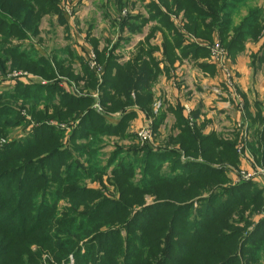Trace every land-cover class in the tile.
<instances>
[{"label":"rangeland","instance_id":"rangeland-1","mask_svg":"<svg viewBox=\"0 0 264 264\" xmlns=\"http://www.w3.org/2000/svg\"><path fill=\"white\" fill-rule=\"evenodd\" d=\"M212 3V7H209L203 0H63L61 10L63 11L64 23L60 21L57 16H43L39 24L37 35L33 36L28 33L29 36L27 40L23 39L22 41H17V39H12L11 42L15 45H19V49L23 52L30 53L34 49L38 55L44 56L49 60H51L53 52L58 50V53H60L59 50L67 48L66 46L72 47L71 49H73L75 54H77V51L85 55V58L86 55L92 52L95 66L94 68H91L88 64L87 66L88 69L94 72L97 84L104 79L102 77L103 67L101 66L102 64L99 65L96 61L97 56L92 46H88L91 41L90 39H95L99 47L98 49H106L105 52L107 53L112 49V45L119 39V46L116 48V51L114 50V55H116V63L121 64L128 60L123 59L124 52L121 51V49L125 50V56L126 53L127 56L128 53L131 54L133 51L135 53L140 46H138V44L143 42L145 38H149L147 42H149L152 47H155V49L149 47L148 51L159 60L161 58V53H163V37L165 38L168 37V35L174 34L177 35L178 32L182 37L181 47L187 45L202 46V44L209 46V55L206 60L211 65L213 63V65L219 68L218 71L221 72L224 81V83L222 81L221 84L223 86L225 84L230 92H232L237 86V74L229 65L228 61L231 60V57L228 56L227 48H238L240 46L239 41H242L241 46H243L244 49L241 52H255L263 49L264 0H212ZM200 11H202V18L196 23L193 19L191 20L189 18L198 15ZM135 14L139 19L143 17L146 20V23H141L142 26L139 30L132 33L127 30V26H119L128 15L135 17ZM130 23H135L136 25L140 24L139 20H131ZM194 26H196V29H213L210 38L207 40L196 37L188 30L192 29ZM112 29H116L117 33L114 34L111 31ZM119 29L123 30L120 31ZM166 30L169 32L171 31V34H168ZM238 30L239 32L237 33ZM139 38H143V40ZM201 40H203V42H200ZM132 42L138 43L133 45V50L130 51V47H125L130 46L129 44ZM107 45L108 47H106ZM216 45H218L225 56L220 66L212 60ZM263 52L264 50L260 54ZM253 54L254 53H251L250 55ZM63 56L67 57L66 54H63ZM128 58H130V56H128ZM65 59L67 60L68 58ZM145 59H147V57H145ZM6 64L7 67L5 71L0 72V115L2 116L0 119H11L13 121L21 119L22 125L15 126V124H13L14 126H10L8 130H0V150L3 148L5 149L8 145L21 146V142L30 138L38 125L29 111H27L29 104L34 103L36 100L23 102L22 99L12 96L15 93L17 94V90L22 93V89H26V87L32 88L37 95L38 91L35 86H46L49 83L47 79H43L33 72L23 69H9L10 63L8 62ZM191 65L193 66L192 63ZM73 68L74 73L81 75L82 79L79 82H74L73 80L62 78L63 76L59 75L60 77L58 78L60 81L58 83V88L61 92L63 91L67 94L69 93L76 96L92 97L93 100L90 103L92 105L91 109L94 110L96 115L102 116L105 123L110 125H119L122 117L125 115L127 116L125 125L122 128L123 130L119 132L120 134L113 135L112 132H108L111 134L99 136L101 145L97 147L95 157L93 158L90 156L89 158L90 160L98 161V167L101 169H104L103 166H105V172L102 174L101 178L100 175L94 178L95 180H92L93 178L90 179L91 177L88 176L83 178L84 180H82L83 182L81 181L82 184L79 186L87 190V193L80 195L77 193L71 194V196L80 198L82 201L87 197L89 199L92 198V200H89V204L102 199L105 205L99 212L109 211V213H113V208H115L120 215L130 217L133 216V213H137L142 209H147L142 212V214L138 215L137 219H132L134 222L131 229L137 230L134 232L135 234L132 237V242L129 244L130 251L129 257L126 259V264H189L192 259H196L192 256L193 249H200L203 257L211 259V257L213 258L216 255L212 249L217 250L221 246L226 247L227 244L229 246L226 251L229 255L225 258L226 260H222L228 261L226 264H264V245L262 243L264 242V166L258 161L257 155L253 151V149L259 148L256 139L259 140L261 146V133L264 134V109L261 114L262 118H256L257 125L253 129L254 133L252 130L250 132L247 124L244 123L243 125L242 123H237L240 121L237 120V118L240 117L238 114L239 110L234 111L235 118L233 120L235 121H232V123L226 118L229 116L230 112L223 115L222 111L217 109L210 110L213 112L210 113L211 118H209V120L211 125L208 126V128L202 127V123H196L195 120L188 115V124L191 128L196 127L205 135H209L213 132L217 138L234 142L235 152L238 156L237 163H231L226 160L207 161L199 154L196 156L184 155L182 149L178 148V144L174 141L172 142L173 144H171L169 137L171 136L173 140L179 133L180 128L176 126L173 120V116L175 117L174 113L170 118L166 119L167 117H164L163 119V113L165 114L163 111V100L164 103L167 99L172 100V95H168L167 90L163 93V86H165V84H163V63L159 64V69H162V71L157 75L150 87V91L153 95L152 114H148L139 107L137 96L135 92L132 91L129 97L130 102H132L131 106L125 105V107L119 110H108L110 103L108 102L106 105L101 104V97H99V94L102 93L101 90L98 89V86L96 85L95 89L86 87V75H82L81 65L75 62ZM15 72L19 73L13 76L12 74ZM225 72L228 74L227 78L231 82V85L227 84ZM192 83L193 86L197 84L194 82ZM172 84H180V81L172 78ZM21 86L23 87L21 88ZM29 88L28 90L32 92ZM43 93L49 94L48 90H46V92L43 91ZM211 93V91L208 92V94ZM166 94L168 96H166ZM39 104L40 108H43L44 103L40 101ZM11 112H14L15 115L6 116L12 115ZM46 123L49 125H56V127H60L61 130H64L63 136L59 139L63 147L62 150L66 149L72 159H76L79 165H86L87 162L83 161H85L87 156H78L72 147L73 145L85 144L87 139L84 141L79 138L69 144L68 138L72 127L65 123H56L53 118L46 121ZM212 129L214 131H211ZM140 130L147 131L148 135L146 138L138 134ZM92 139V135L89 134L88 141ZM251 140L253 144L250 143ZM117 148H119V152H115ZM145 149H149L150 157L155 156L158 160V162L150 168L153 174H162V172L164 174L165 171H167L169 175L174 172L181 173V169L178 166L176 167L173 165L172 170H169L170 165L175 159L178 160V164H198L206 161L209 162L208 164L211 167L217 169L219 172L215 185L218 186V192H222L223 190L222 193L218 194L217 198L243 204L242 206L239 205L233 208L230 211V215L225 217L227 220V225L223 227L226 232L225 235H232L235 238L226 240V238L212 237L210 240H203L210 233L209 221L212 219L211 215L215 211V209H211V212L205 211L204 214L205 204L212 196L209 193L211 190H204L199 196L195 194L191 197V200L180 204L184 207L187 205L186 207H190V210L187 208L183 211L179 210V212L173 213L170 217H173L175 221L169 220V217L166 219V215H163L164 223L163 226L158 228L157 231L159 232L153 231L152 233L145 234V232L139 231L151 221L155 223V221L159 219L161 213H165L166 211L170 213L172 208L166 210L167 208L163 204L165 200L154 192L145 191L142 193L140 199L135 200L130 194V191L125 192L120 188V185L114 184V176L111 174L108 161L114 153H117L115 163H117L121 157L128 158L132 156L128 161H131L133 158L136 159V157L141 158L133 172L135 177L133 181L135 183L141 176L139 168L143 163V156L145 155L143 150ZM123 151L127 153L121 154ZM165 153H167L169 157L163 159V154ZM175 154H178V157L175 156ZM4 156H6V154L1 155L0 160ZM134 159L131 162H133ZM8 183L6 177L2 178V176H0V187ZM241 183H250V187L245 191L240 189V192L237 193L236 189ZM138 186L148 187L149 185H137V187ZM28 187H31V185H28ZM150 189L152 191L161 190L163 192V185L154 186ZM10 190H13V188ZM122 193L125 194L122 195ZM30 194L31 192L28 193V197H30ZM252 195L254 196L253 200ZM126 200H130L131 202L127 203ZM172 201L173 203L175 202L174 199ZM177 201L181 203V200ZM77 204V200L72 202L70 199H60L57 203L54 202L53 219L49 226L32 229V223L29 222L31 218H29V221L25 222V225L29 226L27 230L44 232L54 236L66 232L67 228L60 226L61 222H59V220L63 217H71V220H73L76 212H73L72 209ZM122 205L126 209L125 212L122 211ZM78 210L77 213L85 211L83 206L78 207ZM16 213L17 214H11V219L13 220L1 217L3 223H14L16 218L23 213L28 216L34 215V211L30 209V206L27 209H19ZM75 218H77V216H75ZM185 219L187 221L186 229L188 234L194 235V233H196V238L193 239L188 236L183 239V237H180V229L184 225L181 226L178 223H183ZM114 225L116 226V224ZM106 227L107 226L103 224L100 229L103 230L106 229ZM126 235V232L122 230L120 237L124 239ZM145 235H149L151 239H146L144 237ZM198 239H202L199 241L200 243L197 242ZM86 240L87 239H84L79 243V259H84L87 252L90 251L85 248ZM144 243H149L151 247H145L143 245ZM203 244L205 245L204 250L206 252L202 250L201 246ZM180 245H183L184 248ZM96 246V244L93 245L94 249H96ZM253 248H257V250ZM30 249L31 253L37 256V264H75L74 258L71 255H68V261L58 262L48 250L40 249L34 244L30 246ZM146 254H152L153 256L148 257ZM164 257H167V259L163 260ZM88 264L92 263L88 262ZM192 264L199 263L193 262ZM221 264L225 263L223 262Z\"/></svg>","mask_w":264,"mask_h":264},{"label":"trees","instance_id":"trees-1","mask_svg":"<svg viewBox=\"0 0 264 264\" xmlns=\"http://www.w3.org/2000/svg\"><path fill=\"white\" fill-rule=\"evenodd\" d=\"M203 2L207 6L209 5V7L213 5L212 0H203ZM62 3L63 0H0V72L5 71L7 67L6 63L9 62V69L27 70L49 81L46 86H35L38 91L37 95L32 88L26 87V89H22V93L17 90V94L15 93L12 96L22 99L23 102L36 100L34 103L29 104L27 111H29L38 125L32 136L21 142V146L8 145L5 149L0 150V156L6 154L0 160V176L2 178L6 177L9 182L0 187V264H37V256L31 253L30 249V246L33 244L40 249L48 250L58 262L68 261V255H71L74 258L75 264H88V262L92 264H126L130 251L129 244L132 242L134 232L137 230L131 229L134 222L132 219H137V216L147 209L133 213V216L130 217L120 215L115 208H113V213H109V211L99 212L105 205L102 199L89 204V200H92V198L89 199L87 197L82 201L80 198L71 196V194L77 193L80 195L87 193V190L79 186L82 184L83 178L88 176L91 177L90 179L93 178L92 180H95L94 178H97L99 175L101 178L105 172V166H103L104 169H101L98 167V161H93L89 158L90 156L95 157L97 147L101 145L99 136L111 134L108 132H112L113 135L120 134L119 132H122L127 116L122 117L119 125L113 126L105 123L103 117L96 115L94 110L91 109L92 105L90 103L93 100L92 97L76 96L61 92L58 88L60 81L58 77L63 76L62 78L79 82L82 76L75 74L73 68L74 63L77 62L81 65L82 75H86V87L95 89V86H98V89L102 93L99 94L101 104L106 105L108 102L110 103L108 110L114 111L122 109L125 105L131 106L132 102H130L129 97L132 91L137 96L139 107L148 114H152L153 95L150 87L157 75L162 71V69H159V64L163 63V74L167 75L173 69L174 63L183 58L190 57L193 61L207 58L209 46L202 44V46L187 45L181 47L182 37L177 32V35L163 37V53H161V58L158 60L148 51L149 47L153 49L155 47H152L147 42L149 38H145L143 42L138 44L140 46L132 57L124 63L118 64L115 60L116 55H114V50L119 46V40L112 45V49L110 48L111 50L107 53L105 52L106 49H98L95 39H90L91 46L97 56L96 61L99 65L102 64L101 66L103 67L102 77L104 79L102 82L96 84L94 72L88 69L85 56L75 54L73 49H71L72 47L66 46L67 48L59 50L60 53H58V50L53 52L51 60H49L44 56L38 55L34 49L33 51L30 50V53L23 52L19 49V45L11 42L12 39H17V41L27 40L28 33L33 36L37 35L43 16H57L64 23L61 10ZM189 18L193 19L196 23L202 18V11L198 15ZM131 20H139L140 24L136 25L133 23V25L130 23ZM141 23H146V20L143 17L139 19L135 14V17L128 15L119 26H127V30L133 33L140 29ZM119 30L122 31L123 29ZM188 30L196 37L208 40L213 29H196V26H194ZM166 32L171 34V31L166 30ZM200 42H203V40ZM241 43L242 41H239L240 46L238 48L226 47L229 57H235L244 49ZM63 54H66L67 57H64ZM256 56V54L252 55L253 58ZM65 58L68 59L66 60ZM198 66L203 70L214 69V65L206 62H200ZM46 90H48L49 94L43 93ZM38 100L44 103L43 108H40V101ZM11 113L12 115L6 116L15 115L14 112ZM174 114L175 124L180 130L173 140L171 136L169 138L171 144H173V141L178 144V148L182 149L184 155L196 156L199 154L207 161L226 160L231 163H237L238 156L235 152L233 141H224L217 138L213 132L205 135L198 128H191L188 124L189 119L187 116L182 115V107H177ZM165 116L163 113V119ZM51 118L56 123H65L72 127L68 138L69 144L79 138L84 141L87 139V142L83 145L70 146L78 156H87L83 162H87L88 165L87 163L86 165H79L76 159H72L66 149L62 150L63 147L59 139L63 136L64 130L56 127V125L47 124L46 121ZM13 124L15 126L22 125V121L21 119H17L16 121L0 119V130H8L10 126H14ZM89 134L93 137L91 141H88ZM261 134V146L259 140L256 139L259 151L258 149H253V151L256 153L258 161L264 166V134ZM115 152H119V148ZM143 152L145 155L143 156V163L139 168L141 176L135 183L133 181L135 179L133 172L141 158H133L134 161L131 162L133 159L131 161H128V159L132 156L128 158L121 157L115 163L117 153H114L108 161L111 174L114 176V184L120 185V188L125 192L130 191L135 200L140 199L142 193L145 191L154 192L165 200L163 204L166 206V210L172 208L170 213H167V211L161 213L155 223L151 221L139 231L145 232V234L152 233L153 231L159 232L157 231L158 228L163 226L164 223L163 215H166V219L169 217V220L175 221L173 217H170L173 213L190 208L186 207L187 205L184 207L180 204L191 200V197L195 194L199 196L202 191L211 190L209 193L212 196L205 204L204 214L205 211L211 212V209H215V211L212 213V219L209 221L210 233L203 240H210L212 237L226 238V240L235 238L232 235H225L226 232L223 228L227 225L225 217L230 215V211L233 208L239 205L242 206L243 204L217 198L218 194L223 192V190L222 192H218V186L215 185L219 172L217 169L211 167L208 164L209 162L206 161L198 164H178V160L175 159L170 165L169 170H172L174 165L180 167L181 173L174 172L169 175L165 171L164 174L163 172L162 174H153L150 168L158 162L157 157H150L149 149H145ZM126 153V151H123L121 154ZM163 155V159L169 157L167 153ZM175 156L178 157V154H175ZM28 185H31V187H28ZM137 185L149 186L137 187ZM162 185L163 192L161 190L152 191L150 189L154 186ZM239 185L236 189L237 193L240 192V189L245 191L250 187V183H241ZM11 188L13 190H10ZM29 192H31L30 197H28ZM124 194L122 193V195ZM253 197L252 195V200ZM60 199H70L72 202L78 201V204L72 209L73 212H76L73 220H71V217H63L59 220L61 222L60 226L67 228L66 232L54 236L44 232L27 230L29 226H26L25 222L29 221V218H31L29 222L32 223V229L49 226L53 219L54 202L57 203ZM173 199L175 200V204L172 201ZM177 200H181V203H178ZM126 202L130 203L131 201L126 200ZM29 206L34 211L33 216L23 213L16 218L14 223H3L1 217L10 220L12 213L17 214V210L27 209ZM81 206L84 207L85 211L77 213L79 211L78 207ZM122 207V211L125 212V207L123 205ZM184 222L178 223L181 226L184 225L180 229V237H183V239L188 236L193 239L196 238V233L194 235L188 234L186 229L187 221ZM103 224L107 227L101 230L100 227ZM122 230L127 234L124 239L120 237ZM144 237L151 239L149 235H145ZM84 239H87L85 241V248L90 251L87 252L84 259H79V243ZM200 240L202 239H198L197 242L200 243ZM262 243L264 245V242ZM94 244L97 245L96 249L93 247ZM143 245L151 247L149 243H144ZM180 246L184 248L183 245ZM228 246L227 244L226 247L221 246L217 250L212 249L216 255L213 258L211 257V259L203 257L200 249H193L192 256L196 259H192L189 264L193 262H198L199 264H221L224 262L226 264L228 261H225V258L229 255L226 251ZM201 247L206 252L204 250L205 245L203 244ZM253 249L257 250V248ZM146 255L148 257L153 256L152 254ZM166 259L167 257H164L163 260ZM223 259L225 260L222 261Z\"/></svg>","mask_w":264,"mask_h":264},{"label":"crops","instance_id":"crops-1","mask_svg":"<svg viewBox=\"0 0 264 264\" xmlns=\"http://www.w3.org/2000/svg\"><path fill=\"white\" fill-rule=\"evenodd\" d=\"M111 31L114 34L117 33L116 29H112ZM136 43L132 42L129 44L130 46H126L125 48L130 47L131 51L133 50V45H136ZM88 46H91V43ZM263 50L264 46L261 51L239 52L228 61L237 74V86L232 92H230L225 84L224 86L221 84L223 77L221 72L218 71V67L214 65L213 70H203L198 66L200 62L209 63L206 58L196 61L183 58L180 61H176L173 69L167 75L163 74V84H165L163 86V93L167 90L168 95H172V100L167 99L165 103L163 100L165 118H170L171 115H174V110L177 107H182L183 116L190 115L196 123H202V127L208 128L211 125L209 120L211 118L210 113L213 112L210 110L217 109L222 111L223 115L230 112L229 116L226 117L228 121H231L230 123L235 121L233 120L235 118L234 111L239 110L238 114L240 117L237 120L240 121L237 123L247 124L250 132L252 130L254 133L253 129L257 125L256 118H262L261 114L264 109V52L260 54ZM121 51L125 53V50L121 49ZM76 53L82 55L80 52L76 51ZM124 53L123 59H129L128 56L132 57L134 51L131 54L128 53V56L127 53L126 56ZM251 53L257 56L253 58L250 55ZM172 78L179 80L180 84H172ZM192 82L197 83L196 86H193ZM210 91L212 93L208 94ZM168 95L166 94V96ZM173 120L175 121L174 116ZM211 131L214 130L212 129Z\"/></svg>","mask_w":264,"mask_h":264},{"label":"built area","instance_id":"built-area-1","mask_svg":"<svg viewBox=\"0 0 264 264\" xmlns=\"http://www.w3.org/2000/svg\"><path fill=\"white\" fill-rule=\"evenodd\" d=\"M66 8V7H65ZM92 52L89 53V55H86V58H87V64L91 66V68H94L95 66V61H94V55L92 57ZM224 54L222 53V51L219 49L218 45H216V48H215V51H214V54L212 56V60L214 62H216L218 64V66H220L221 62L224 61ZM91 62V63H90ZM17 73L19 72H15L13 73L12 75L15 76ZM21 73V72H20ZM24 74V73H22ZM225 75H226V81H227V84L231 85V82L228 80L227 78V73L225 72ZM141 137L143 138H146L147 137V131H144V130H140V132L138 133Z\"/></svg>","mask_w":264,"mask_h":264}]
</instances>
